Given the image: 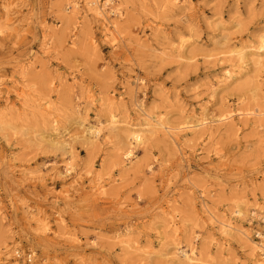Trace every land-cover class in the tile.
<instances>
[{
    "label": "rangeland",
    "instance_id": "1",
    "mask_svg": "<svg viewBox=\"0 0 264 264\" xmlns=\"http://www.w3.org/2000/svg\"><path fill=\"white\" fill-rule=\"evenodd\" d=\"M87 1L0 0V264H181L177 244L207 264H253L205 206L260 229L250 215L255 205L264 216V118L214 123L178 144L146 133L130 164L118 156L124 129L107 127L109 112L143 125L140 104L174 127L193 112L264 111V54L222 83L226 52L264 35V0H116L117 31ZM90 126L104 129L97 144L85 139ZM67 152L77 181L64 173ZM239 203L251 206L244 220Z\"/></svg>",
    "mask_w": 264,
    "mask_h": 264
},
{
    "label": "bare ground",
    "instance_id": "2",
    "mask_svg": "<svg viewBox=\"0 0 264 264\" xmlns=\"http://www.w3.org/2000/svg\"><path fill=\"white\" fill-rule=\"evenodd\" d=\"M9 5H12V3H9ZM68 9H71L72 12L76 11L79 7V2L69 3L67 4ZM85 7H87V11L91 13V15L101 23V25L107 29V31H117V25L110 20L111 17L114 18H121L122 12H121V5L116 2V0H88L85 3ZM75 13V12H74ZM190 39L181 38L178 41V47L176 51L178 52L180 57L184 56V50L187 46L190 44ZM263 52V53H262ZM229 59V64L224 68L223 74H222V83L225 81H232L236 80L237 77H239L244 71H246L251 63L249 60V56L256 55L257 58H260L264 54V35L260 36L258 39V42L256 45L254 44H248V45H242V44H236L232 48H230L227 52ZM252 64L256 67L262 66V64L259 62V59L252 62ZM139 109V116L143 118V125L140 126H133L129 122L126 121H119L117 117L109 112L108 117V127L107 129L109 132L116 131L118 129H124L126 134V139L129 140L128 147L120 153L118 156H120V162L122 163H131L133 159L135 158V152L134 148L136 147H144V145L147 143L148 139L145 137L146 133H150L151 136L155 135L157 132L163 133L165 136H167L172 142L178 144V138L186 134L190 135H196L199 133H203L205 131H208L212 124L219 123L221 125L232 123L237 118L238 121H241L243 118H252V120H258L261 118H264V111L260 110L259 108L255 109H248L246 111H229L226 114H222L219 118H213L205 113H201L198 116H195V113H192V117L188 118V121H185L184 123L174 127L170 126L167 123L162 122L159 119H156L151 113H146L142 109V105L140 104L138 106ZM182 115H185V112L181 113ZM56 123V121H53V125ZM56 131V130H55ZM85 139L88 143H99V141L102 139V134L104 132V129L100 126H90L85 128ZM61 136L64 138L63 133L56 132L55 136ZM105 142V140H103ZM52 146H57V144H60V147L66 152L68 149V145L65 142H58V141H50ZM71 152H67V154H70ZM70 159L68 160V163H66L64 168L65 175H73V178L75 181L78 179V173L77 168L73 164L72 154L69 155ZM101 185L100 183L96 187V189L100 190ZM261 194L264 196V189L261 190ZM251 206L246 205L245 203H239L235 206L234 213L237 217L243 218L246 216V214L249 211V208ZM207 210L208 217L210 218L211 226L217 225L218 231L223 237H230L231 234H235L240 242L245 245L250 252V256L254 258L253 264H264V236L261 238V245L260 240L257 242L254 239V234L257 230L252 229H245L243 227H237L235 226L230 220H215V216L210 212L209 209L205 206ZM254 210L253 213H251L250 218L254 217L258 219L264 218L260 212L262 209L259 207H256L255 205L252 208ZM172 223L174 221L172 220ZM264 225V221L262 223ZM261 230H264V226L261 228ZM260 229H258L259 232H262ZM252 232V234H251ZM253 236V239H252ZM177 248L175 249L176 252L174 253L175 256H180L181 264H207L202 259V253L197 251V249L193 246H187V247H180L178 244L176 245ZM16 251V250H15ZM32 254L28 256L27 260L31 258ZM207 254V253H206Z\"/></svg>",
    "mask_w": 264,
    "mask_h": 264
},
{
    "label": "built area",
    "instance_id": "3",
    "mask_svg": "<svg viewBox=\"0 0 264 264\" xmlns=\"http://www.w3.org/2000/svg\"><path fill=\"white\" fill-rule=\"evenodd\" d=\"M256 220H257V218H256ZM263 221H264V218H261V219H258V220H257V222L259 223V225H260L261 227L264 226V225H262ZM259 236H261V238H263V236H264V232H259V231L257 230V231L255 232V234H254V239H255L257 242L260 240V245H261V239L259 238Z\"/></svg>",
    "mask_w": 264,
    "mask_h": 264
}]
</instances>
